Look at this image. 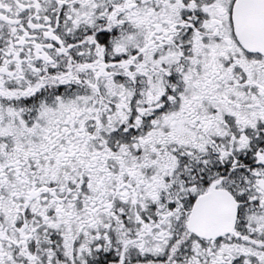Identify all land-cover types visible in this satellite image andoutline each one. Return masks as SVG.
<instances>
[{"label":"snow or ice","instance_id":"snow-or-ice-1","mask_svg":"<svg viewBox=\"0 0 264 264\" xmlns=\"http://www.w3.org/2000/svg\"><path fill=\"white\" fill-rule=\"evenodd\" d=\"M0 264H264V0H0Z\"/></svg>","mask_w":264,"mask_h":264}]
</instances>
